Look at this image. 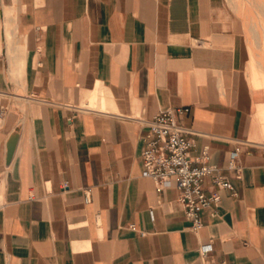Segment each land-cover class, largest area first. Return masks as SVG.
<instances>
[{"label":"crops","instance_id":"crops-1","mask_svg":"<svg viewBox=\"0 0 264 264\" xmlns=\"http://www.w3.org/2000/svg\"><path fill=\"white\" fill-rule=\"evenodd\" d=\"M243 6L0 0V264H264V12ZM175 108L235 191L198 231L141 175L147 122Z\"/></svg>","mask_w":264,"mask_h":264},{"label":"built area","instance_id":"built-area-1","mask_svg":"<svg viewBox=\"0 0 264 264\" xmlns=\"http://www.w3.org/2000/svg\"><path fill=\"white\" fill-rule=\"evenodd\" d=\"M188 108L160 110L147 122V130L142 135V170L141 175L153 180L158 188L168 187L173 182L178 192V203L181 205L184 217L193 231L202 226L201 213L206 208L215 212L219 201V189H226L235 195L231 182L220 173L215 164L206 162L208 157L205 148L202 154L192 159L190 152L195 146L197 131L182 123L181 118ZM239 147L230 152L227 168L240 175L237 164ZM211 178V183L217 188L210 193L203 189V180ZM90 191L85 190L84 200L89 201ZM4 202L0 196V210ZM211 250L209 244L199 248V257L204 261ZM188 264V263H185Z\"/></svg>","mask_w":264,"mask_h":264},{"label":"rangeland","instance_id":"rangeland-1","mask_svg":"<svg viewBox=\"0 0 264 264\" xmlns=\"http://www.w3.org/2000/svg\"><path fill=\"white\" fill-rule=\"evenodd\" d=\"M236 1L239 3V5H244L243 7H245V9H241V11L245 12L246 15L254 14V12L256 14H258L260 11L264 12V0H236ZM255 2H258L261 4V6H262L261 10L260 9H254L252 7L255 4ZM11 13L12 12L9 10V14H7V15L11 16L12 15ZM3 23H5V25H3ZM3 23H2V27L5 30V34L7 37V43H8L10 40V28H11V26L8 25L6 19L3 21ZM256 123L259 125V128H260L261 133H262V135L259 138H257V140L264 142V119L263 120H257Z\"/></svg>","mask_w":264,"mask_h":264},{"label":"water","instance_id":"water-1","mask_svg":"<svg viewBox=\"0 0 264 264\" xmlns=\"http://www.w3.org/2000/svg\"><path fill=\"white\" fill-rule=\"evenodd\" d=\"M16 141H17V134H14L11 137L10 142L8 143V157H7V161H9L10 157L13 154V151H14L15 145H16Z\"/></svg>","mask_w":264,"mask_h":264}]
</instances>
